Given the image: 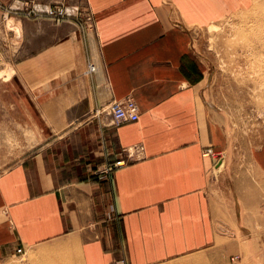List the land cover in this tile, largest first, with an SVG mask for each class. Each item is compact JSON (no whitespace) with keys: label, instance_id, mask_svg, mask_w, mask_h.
I'll list each match as a JSON object with an SVG mask.
<instances>
[{"label":"crops","instance_id":"1","mask_svg":"<svg viewBox=\"0 0 264 264\" xmlns=\"http://www.w3.org/2000/svg\"><path fill=\"white\" fill-rule=\"evenodd\" d=\"M26 3L63 4L70 16L17 19L21 47L0 83V264H198L200 253L262 241L264 135L225 167L232 91L218 101L211 75L209 105L192 37L264 14V0H0ZM79 10L86 30L73 20ZM125 98L139 118L112 127L108 107ZM26 125L37 148L7 166L8 141L23 140Z\"/></svg>","mask_w":264,"mask_h":264},{"label":"rangeland","instance_id":"2","mask_svg":"<svg viewBox=\"0 0 264 264\" xmlns=\"http://www.w3.org/2000/svg\"><path fill=\"white\" fill-rule=\"evenodd\" d=\"M29 3H26L27 7L32 9ZM58 5L63 7V4ZM25 6L15 10L0 5V83L11 77L12 65L15 62L13 52L21 47L19 46L21 38L17 39V33H19L17 19L33 20L21 15V12L26 9ZM81 12L80 10L76 12L77 27L79 30H84L82 23L85 19ZM263 15V13L249 10L193 33V49L205 64L208 80L205 93L209 105L211 106V75H213L215 85L213 88L216 90L218 101L227 100L225 92L227 94L230 88L232 91L231 112H236V115L231 116L235 123L231 127V144L223 155V160L227 158L225 167L229 166L233 154H241L240 150L246 151L257 137L264 135V27H261ZM4 110L6 109L0 108V115L6 114ZM37 126L44 137L49 135V126L46 123L41 122ZM31 129V125L24 127L21 134L23 140L8 141V155H4L7 166L37 148L38 141L33 138ZM255 132H258L257 136L251 138ZM48 141L49 139L43 138L40 140V146ZM21 147H23L22 154H16ZM207 254L200 253L198 264H264V236L262 241L260 239L257 243L250 244L248 240L246 249L242 252L211 251L210 256ZM183 263L197 264V261L188 257Z\"/></svg>","mask_w":264,"mask_h":264},{"label":"built area","instance_id":"3","mask_svg":"<svg viewBox=\"0 0 264 264\" xmlns=\"http://www.w3.org/2000/svg\"><path fill=\"white\" fill-rule=\"evenodd\" d=\"M25 10L22 11L21 15L29 17L32 19H48L53 23L60 24L66 21L70 15H68L62 6H51L44 11H36L34 8L29 9L27 5ZM75 23L78 24L76 18L73 19ZM86 21L88 20L85 19ZM83 24V23H82ZM84 30H86L85 24H83ZM96 67L92 64H88L87 73L95 72ZM108 115L111 117V126L118 127L124 123L135 122L139 118V112L136 103L131 98H125L120 101L112 102L108 107ZM204 157H213L214 153L212 149H205L203 151ZM221 159H218L220 161ZM127 160L120 159L108 166L104 171H98L96 175H110V173L115 169L126 165ZM17 254L22 253V247L16 250ZM111 264H124L123 260L112 261Z\"/></svg>","mask_w":264,"mask_h":264},{"label":"bare ground","instance_id":"4","mask_svg":"<svg viewBox=\"0 0 264 264\" xmlns=\"http://www.w3.org/2000/svg\"><path fill=\"white\" fill-rule=\"evenodd\" d=\"M5 71V70H4ZM3 74V73H2ZM6 77V76H5ZM3 91V90H2ZM8 103V102H7ZM14 104V103H13Z\"/></svg>","mask_w":264,"mask_h":264}]
</instances>
